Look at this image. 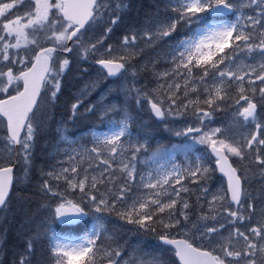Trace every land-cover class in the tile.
I'll return each instance as SVG.
<instances>
[{"label": "snow or ice", "instance_id": "obj_1", "mask_svg": "<svg viewBox=\"0 0 264 264\" xmlns=\"http://www.w3.org/2000/svg\"><path fill=\"white\" fill-rule=\"evenodd\" d=\"M127 8L0 0V212L27 204L21 179L41 198L13 264H264V0H159L117 36ZM74 64L94 76L72 117L100 123L87 143L62 129L55 162L32 177L40 102L56 103ZM225 104L232 120L214 126ZM133 109L182 124L168 128L180 143L150 149Z\"/></svg>", "mask_w": 264, "mask_h": 264}, {"label": "trees", "instance_id": "obj_2", "mask_svg": "<svg viewBox=\"0 0 264 264\" xmlns=\"http://www.w3.org/2000/svg\"><path fill=\"white\" fill-rule=\"evenodd\" d=\"M158 2L159 0H129V3H127V11L124 13L125 24L120 26L116 35H121L123 28L126 27L127 21L141 19L144 17L145 13L154 12V5L158 4ZM149 86H152L150 82ZM74 98L75 95L73 89L69 91L64 89L63 94L59 96L58 100L45 118H36V120H41L44 123V128L40 136L37 138L32 156L33 167L30 169L32 177H35L36 170L39 167H47L54 163L52 154L55 148L58 145L60 147L63 146L60 145L59 127L66 123L69 125H76L75 127L79 126L81 131H85L86 124L91 121L92 117H97L94 114L85 113L84 108H80L79 113L81 114V112H83V114L80 115L79 119H74L70 111L71 103L75 102ZM225 105H222L221 107ZM133 113H135V116L137 117L133 125L134 128L149 134V148H155L157 145L171 146L176 142L177 138L168 131V128H172L171 122L166 127L164 124L155 121V119H153L146 111H136L133 109ZM231 120L232 117L229 118V121ZM18 177H20V169ZM253 188H256L257 191L260 189L258 181L254 183ZM15 191L18 196L23 195L24 197H30V199L27 201V204H23L20 200L14 197L11 203V210L7 213L3 212L0 216V231H3L4 233L3 237L0 238V244H2L4 248V251L1 252L2 257L0 258V261H3V264H13V252L19 248L22 239V224L25 219V212L38 213L40 207L41 198L34 195L32 184L28 181H20L17 184ZM122 238L124 240H129L131 243L136 242V237L131 236L130 234L122 233ZM151 250L153 251V249ZM151 250L148 249V251ZM42 253H44L43 243L37 245V256L39 257ZM170 255L171 254H169V256Z\"/></svg>", "mask_w": 264, "mask_h": 264}, {"label": "rangeland", "instance_id": "obj_3", "mask_svg": "<svg viewBox=\"0 0 264 264\" xmlns=\"http://www.w3.org/2000/svg\"><path fill=\"white\" fill-rule=\"evenodd\" d=\"M117 2H119V0H117ZM124 2L127 4V3H128V0H124ZM249 14H250V13H249ZM152 55H153V54H152L151 52H147V53L145 54V57L152 56ZM243 62H245V63H249V62H251V61L245 59V60H243ZM82 67L86 68V67H88V65H87V64H84V65L74 64V65L72 66L71 71L67 72L66 77H68V76H69L71 73H73V72H77L78 69H80V68H82ZM160 67H161V69H163V68L166 67V66L162 64ZM93 76H94V74H89V75L82 74V77H83L84 79H86V80L84 81V83H85L86 81H88L89 79L93 78ZM257 83H258V82H257ZM74 84H75L74 79H73V78H70L66 90H67V91L71 90ZM82 85H83V84H82ZM97 99H98V95H97L95 101H96ZM229 104H231V103H229ZM229 104H227V105L221 107L222 110L217 111V112L214 114V116H215V120H216V122H217L216 125H214V126H219V125H221V124H226V123L230 122V121H229V118H230V117H233L234 109H233V107H230ZM225 120H226V121H225ZM99 123H100L99 120H96V123H93L92 126L95 127V126L99 125ZM0 125L2 126V129L0 130V135H1V137H2V136L5 135V134H4V130H3V125H2V124H0ZM172 125H173V127H183L182 124H172ZM70 126H71V128H70L69 126H67V128H66V129H67V134H68L70 137H72V138H81L82 141L85 142V143H87V142L90 140L89 132L81 133V131H79L78 129H74V128H72L74 125H70ZM93 127H92V128H93ZM69 133H71V134H69ZM178 143H180V140H178L177 143H174V144H178ZM172 145H173V144H172ZM63 147H64V146H63ZM57 158L62 159L63 157H57ZM13 159H14V157H13ZM54 162H55V161H54ZM161 162L163 163L164 161H161ZM177 162H178V163H184V159H183V155H182V154H177ZM39 168H40V167H39ZM39 168H38V169H39ZM20 173H21L20 177L22 178V177L24 176V173H23V170H22L21 168H20ZM217 178H218V177H215V176H214V180L217 179ZM21 181L24 182L25 180L21 179ZM253 186H254V183H253L252 187H253ZM255 189H256V188H255ZM256 190H257V189H256ZM0 257H1V254H0Z\"/></svg>", "mask_w": 264, "mask_h": 264}, {"label": "flooded vegetation", "instance_id": "obj_4", "mask_svg": "<svg viewBox=\"0 0 264 264\" xmlns=\"http://www.w3.org/2000/svg\"><path fill=\"white\" fill-rule=\"evenodd\" d=\"M20 11H21V13H22V12H23V9H21Z\"/></svg>", "mask_w": 264, "mask_h": 264}, {"label": "bare ground", "instance_id": "obj_5", "mask_svg": "<svg viewBox=\"0 0 264 264\" xmlns=\"http://www.w3.org/2000/svg\"><path fill=\"white\" fill-rule=\"evenodd\" d=\"M156 121V120H155ZM151 250V249H150ZM152 251V250H151Z\"/></svg>", "mask_w": 264, "mask_h": 264}]
</instances>
